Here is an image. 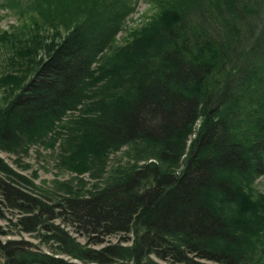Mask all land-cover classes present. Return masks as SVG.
I'll use <instances>...</instances> for the list:
<instances>
[{
	"label": "trees",
	"instance_id": "trees-1",
	"mask_svg": "<svg viewBox=\"0 0 264 264\" xmlns=\"http://www.w3.org/2000/svg\"><path fill=\"white\" fill-rule=\"evenodd\" d=\"M148 1L115 44L136 0H0L19 16L33 6L0 34L27 60L2 75L0 148L75 110V153L128 144L134 159L99 190L53 200L0 160V214L75 259L9 238L0 264H264L248 263L264 254V0Z\"/></svg>",
	"mask_w": 264,
	"mask_h": 264
},
{
	"label": "rangeland",
	"instance_id": "rangeland-1",
	"mask_svg": "<svg viewBox=\"0 0 264 264\" xmlns=\"http://www.w3.org/2000/svg\"><path fill=\"white\" fill-rule=\"evenodd\" d=\"M24 6L23 16L28 13L32 6ZM151 6L148 0H136L134 8L130 11L124 21L122 28L116 35L115 44H120L124 37L127 36V32L136 24L145 18L143 14L145 12H151ZM16 14L12 8L0 6V34L10 33L14 27L18 26V23L24 17ZM66 27H60L62 33ZM21 46L14 44L10 46L6 39L0 38V105L2 106L4 96H11L8 94L9 86L3 83L2 77L7 73H19L20 69L27 67V60L25 56L21 55ZM18 54V55H17ZM20 56V57H19ZM23 57V58H21ZM26 65V66H25ZM29 66V65H28ZM29 71L23 72L24 78ZM22 72H20L21 74ZM3 75V76H2ZM22 75V74H21ZM20 75V76H21ZM8 97V98H9ZM75 110H69L64 114L60 120L56 123L53 131L46 137L29 140L28 138L19 139L16 144L10 148H0V160L7 165L11 170L18 172L34 184L31 186V190L36 192L45 193L49 196V199H56L57 196L62 195H76L84 197L89 193H93L95 190H99L105 183L109 182L112 178L118 174V170L122 169V166L133 163L134 159L130 154V146L125 144L112 149L103 150L101 154L82 153L78 154L74 152V146H70L68 142V128L69 122L72 121ZM197 124L194 125V127ZM59 132V133H58ZM191 133L188 137L193 136ZM33 138V137H32ZM31 138V139H32ZM132 151V150H131ZM71 158V159H70ZM66 159V161L64 160ZM149 160H153L149 158ZM70 161V162H67ZM137 160L136 163L143 162ZM72 162V163H71ZM254 188L257 192L264 194V174L258 176L254 180ZM7 212L3 209V213L0 214V240L7 239H25L35 245V249H40L46 253H50L53 256H61L64 259L75 261L68 255L56 254L54 245H50V242H44L37 232L27 233L20 230L17 226H13L14 218L16 215ZM65 228L71 233L72 236L83 242V237L76 233H73L71 228L64 225ZM263 236L261 235V238ZM115 241V236H107L106 240ZM254 249V252L258 251ZM256 254V253H255ZM251 256L252 258L248 263L258 258L263 259L261 255H264L262 250L258 255ZM154 261L158 263L168 264L166 261H161L154 258ZM204 264H220L219 262H213L209 260H203ZM256 264H260L259 260Z\"/></svg>",
	"mask_w": 264,
	"mask_h": 264
}]
</instances>
